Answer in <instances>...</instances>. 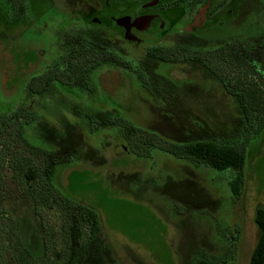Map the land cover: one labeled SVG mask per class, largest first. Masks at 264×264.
I'll list each match as a JSON object with an SVG mask.
<instances>
[{
  "label": "rangeland",
  "instance_id": "rangeland-1",
  "mask_svg": "<svg viewBox=\"0 0 264 264\" xmlns=\"http://www.w3.org/2000/svg\"><path fill=\"white\" fill-rule=\"evenodd\" d=\"M74 7L75 0H43L38 20L26 17L31 26L23 33L15 19L9 20L8 44L7 33L0 30V125L15 118L0 126V169L8 163L5 180H0V249H8V264H14L17 250L46 256L50 263L64 258L56 205L29 198V184L21 181L14 164V156L25 158L46 176L52 153L57 158L49 164L51 185L65 199L60 204L64 214L68 207L82 206L100 220V232L92 240L76 243L72 238L68 264H196L200 259L249 264L257 239L255 210L264 208V102L255 108L254 90L246 89L251 78L234 77L242 96L211 75H187L194 70L184 66L179 72L185 77L169 82L178 89L168 88L167 99L157 94L164 84L157 77L141 70V88L132 72L110 67L100 77L107 91L101 94L107 96L103 107L80 89L69 91L81 96L77 101L53 86L30 94L23 76L38 60L31 51L41 49L39 59L48 63L57 42L64 41L57 27L86 31L58 13ZM251 30L250 42H257L261 52L264 20L254 16ZM123 52L126 58L134 55L133 50ZM194 123L204 141L244 148L237 195L230 186L235 172H216L174 152L185 138L194 137Z\"/></svg>",
  "mask_w": 264,
  "mask_h": 264
},
{
  "label": "flooded vegetation",
  "instance_id": "flooded-vegetation-1",
  "mask_svg": "<svg viewBox=\"0 0 264 264\" xmlns=\"http://www.w3.org/2000/svg\"><path fill=\"white\" fill-rule=\"evenodd\" d=\"M42 1L0 0V30L7 33L4 43L8 44L9 20L14 19L13 16L25 21L28 16L30 21L38 20ZM58 13L79 22L86 31L57 27L55 31L64 35V41L57 42L48 63L39 59L41 49L31 51L38 60L34 59L29 75L26 71L23 76L27 77L24 88L30 94L53 86L61 91L60 95L77 101L81 96L69 91L80 89L81 95L90 94L93 104L100 108L106 102L103 96L107 98L101 95L107 91L102 89L100 77L114 67L132 72L137 79L142 78L141 70L151 78L157 77L164 82L157 87V94L162 93L168 99L171 94L167 89H178L171 88L169 82L183 79L185 75L179 68L190 66L194 73L187 75L196 77L195 71L211 75L222 81V86L232 94L244 93L236 83L244 74L252 80L246 89L254 90L255 108L260 100L264 102V50L260 52L261 46L250 42L252 18L257 16L264 20V0H75L73 9L66 12L60 9ZM28 26L31 25H25ZM241 38L247 40L241 41ZM126 50H133L134 55L126 58L123 52ZM164 68L167 70L162 72ZM257 82L259 85L255 86ZM144 85L141 79L139 86ZM183 111L187 118V110L183 108ZM169 118L174 123L175 118ZM9 121L6 118L0 126L13 123L15 118ZM116 121L111 119V123L118 125ZM188 122L186 119L183 123ZM90 123L93 122L90 120ZM193 128L194 137L185 138L183 145L204 142L199 134L200 126L194 123ZM49 155L52 156L47 157L48 164L55 165L56 153ZM7 173L8 163L0 169V180H5ZM28 197L33 198V195ZM7 239L8 229L3 240ZM0 250V264H8V249Z\"/></svg>",
  "mask_w": 264,
  "mask_h": 264
},
{
  "label": "trees",
  "instance_id": "trees-1",
  "mask_svg": "<svg viewBox=\"0 0 264 264\" xmlns=\"http://www.w3.org/2000/svg\"><path fill=\"white\" fill-rule=\"evenodd\" d=\"M16 20L15 26L21 28L20 32H24L27 22L22 18L13 16ZM37 23V21H36ZM30 25V24H29ZM22 37V34H20ZM230 144H217L210 141L189 143L175 148L176 154L182 155L189 160L204 164L206 167L218 171H232L236 175L230 186L232 192L237 195L238 187L241 184V175L246 164V158L244 156V148ZM45 155V154H44ZM14 164L18 173H20L21 181H27L30 187V193L34 199H37L40 204H45L49 200L47 205H56L60 217V232L62 233L61 246L63 247V260L60 264H68L69 248L73 245L72 238L76 236V243L81 241V238L93 239L100 232V220L96 213L89 208L77 206L72 211V207H68L69 213L63 212L60 208V204L65 201L61 194L51 185L52 173L49 171V164L46 166V176L41 175L39 168L34 167L30 160L25 158H17L14 156ZM47 157V155H46ZM40 180L41 184L38 183ZM31 182V184H30ZM23 183V182H21ZM48 183L54 190L57 191V195L54 194ZM41 187H39V186ZM38 186L39 188H34ZM39 189V190H38ZM51 203V204H50ZM59 208V209H58ZM60 211V212H59ZM254 223L257 228V239L250 255L249 264H264V208H257L254 215ZM59 232V234H60ZM53 234V231H52ZM75 234V235H74ZM53 237V235H52ZM54 240V238H53ZM15 255L12 257L14 264H56L55 261L48 262L49 258L29 256L24 250L15 251ZM59 257V255H58ZM196 264H212L206 259H200ZM213 264H234L228 260H221Z\"/></svg>",
  "mask_w": 264,
  "mask_h": 264
}]
</instances>
